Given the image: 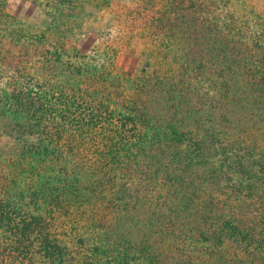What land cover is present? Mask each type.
Wrapping results in <instances>:
<instances>
[{
    "label": "trees",
    "instance_id": "trees-1",
    "mask_svg": "<svg viewBox=\"0 0 264 264\" xmlns=\"http://www.w3.org/2000/svg\"><path fill=\"white\" fill-rule=\"evenodd\" d=\"M0 0V264H264V0Z\"/></svg>",
    "mask_w": 264,
    "mask_h": 264
},
{
    "label": "rangeland",
    "instance_id": "rangeland-1",
    "mask_svg": "<svg viewBox=\"0 0 264 264\" xmlns=\"http://www.w3.org/2000/svg\"><path fill=\"white\" fill-rule=\"evenodd\" d=\"M10 9L14 16L29 26L40 28L44 22L43 12L29 1L11 0Z\"/></svg>",
    "mask_w": 264,
    "mask_h": 264
}]
</instances>
